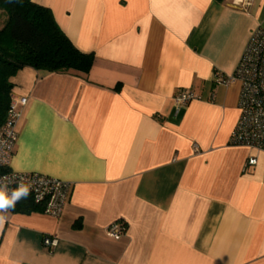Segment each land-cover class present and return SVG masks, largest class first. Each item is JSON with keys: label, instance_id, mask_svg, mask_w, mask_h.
<instances>
[{"label": "crops", "instance_id": "0c3cea01", "mask_svg": "<svg viewBox=\"0 0 264 264\" xmlns=\"http://www.w3.org/2000/svg\"><path fill=\"white\" fill-rule=\"evenodd\" d=\"M32 1L94 61L11 78L10 169L71 188L58 218L9 211L0 264H264V151L229 143L240 83L213 76L234 73L264 0ZM179 89L200 98L178 107Z\"/></svg>", "mask_w": 264, "mask_h": 264}, {"label": "built area", "instance_id": "2783aa9c", "mask_svg": "<svg viewBox=\"0 0 264 264\" xmlns=\"http://www.w3.org/2000/svg\"><path fill=\"white\" fill-rule=\"evenodd\" d=\"M253 1L232 0L231 5L246 10ZM213 76L219 83L229 84L232 81L240 83L239 117L231 132L229 143L264 151V27L258 26L252 30L233 74L225 76L216 71ZM199 98L196 92L188 89H179L173 96L178 107ZM19 101L25 104L27 99L21 97ZM18 118L16 102L11 100L5 121L0 126V181L7 177V181L11 182L8 185L10 189L16 187V182L30 185L29 196L33 202L42 205L43 213L58 218L67 202L71 182L37 172L13 171L9 167L18 138L16 130ZM193 146L198 151L197 144L194 143ZM256 161L255 156H250L246 164L254 165ZM125 230V224L119 221L111 222L106 227V233L113 238H119ZM43 243L51 251L56 245V239L45 236Z\"/></svg>", "mask_w": 264, "mask_h": 264}, {"label": "trees", "instance_id": "16d2710c", "mask_svg": "<svg viewBox=\"0 0 264 264\" xmlns=\"http://www.w3.org/2000/svg\"><path fill=\"white\" fill-rule=\"evenodd\" d=\"M224 2V0H217ZM0 126L11 101V78L24 67L56 72L88 73L92 52L80 51L57 24L48 7L32 0H0ZM15 211H42L30 196Z\"/></svg>", "mask_w": 264, "mask_h": 264}, {"label": "clouds", "instance_id": "9594fccd", "mask_svg": "<svg viewBox=\"0 0 264 264\" xmlns=\"http://www.w3.org/2000/svg\"><path fill=\"white\" fill-rule=\"evenodd\" d=\"M7 177L0 181V223L6 220V213L15 209L16 204L31 194V186L23 182H16L14 189L9 188Z\"/></svg>", "mask_w": 264, "mask_h": 264}, {"label": "rangeland", "instance_id": "374dc122", "mask_svg": "<svg viewBox=\"0 0 264 264\" xmlns=\"http://www.w3.org/2000/svg\"><path fill=\"white\" fill-rule=\"evenodd\" d=\"M0 14H2L1 11H0Z\"/></svg>", "mask_w": 264, "mask_h": 264}]
</instances>
